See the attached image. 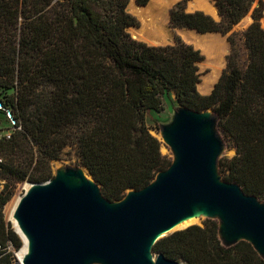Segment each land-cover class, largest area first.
<instances>
[{"label": "trees", "instance_id": "1", "mask_svg": "<svg viewBox=\"0 0 264 264\" xmlns=\"http://www.w3.org/2000/svg\"><path fill=\"white\" fill-rule=\"evenodd\" d=\"M128 1L0 0V114L12 131L0 139V264H11L8 242L22 245L3 215L16 184L50 181V162L67 146L110 201L170 165L146 126L168 93L178 106L218 115L234 149L218 161L222 179L264 199V0H213L218 20L186 12L187 0L169 10L172 28L229 34L225 68L207 95L197 90L200 51L178 36L167 45L133 39ZM249 13L246 29L230 33ZM152 253L181 264H264L247 242L223 247L208 219L159 239Z\"/></svg>", "mask_w": 264, "mask_h": 264}, {"label": "water", "instance_id": "2", "mask_svg": "<svg viewBox=\"0 0 264 264\" xmlns=\"http://www.w3.org/2000/svg\"><path fill=\"white\" fill-rule=\"evenodd\" d=\"M211 2L215 14L204 12L219 19ZM187 6L201 10L196 0ZM218 122L210 110L178 106L159 125L170 165L117 201L106 199L76 164L58 166L50 181L30 183L12 212L26 242L21 264H181L153 254L152 247L199 219L217 222L223 247L244 241L264 260V199L222 179L218 161L226 144Z\"/></svg>", "mask_w": 264, "mask_h": 264}, {"label": "rangeland", "instance_id": "3", "mask_svg": "<svg viewBox=\"0 0 264 264\" xmlns=\"http://www.w3.org/2000/svg\"><path fill=\"white\" fill-rule=\"evenodd\" d=\"M132 1H134L136 5H138L137 0H129L128 5ZM180 1L182 0H176L170 6L166 7L164 11V16L166 20L164 38L162 42H159L157 44H151V45L171 44L173 43L174 37L178 36L182 41H184L187 44L192 45L196 50H199L201 55L203 56V60L197 65L198 73H199V83L197 86V90L201 95H207L211 92L213 86L218 81L223 69L225 68L226 56L229 52V43L227 41V36L229 34L221 35L219 33H214V34L201 35L193 30H187L186 28H172L169 24V10ZM149 2L150 0H147L145 5L143 6H147ZM187 2L185 5L186 12H194V11L204 12L205 11V9L202 7H197L198 9H201V10H189L187 6ZM208 3L212 5L210 1ZM128 5H127V8H128ZM138 6H141V5H138ZM253 7H256V2L253 4L252 8ZM128 13L132 15L137 21V26L129 27L127 29V32L130 35H132L130 29L138 28L140 26V22L133 14H131L130 12ZM211 14L214 15L213 13ZM214 19L218 20L216 18ZM250 22H251V19H250V13H249L237 25H235L232 28L230 33L231 32L241 33L242 31L246 29V27L250 24ZM261 25L264 28V9H263V17L261 19ZM161 101H162V107H163L162 111L159 113L151 111L146 118V126L150 134L159 141H160L159 125L161 123H165L169 121V119L172 116V113L178 107V104L176 103L175 96L173 93H168V94L163 95L161 97ZM8 124L9 123L4 120L3 115L0 114V135L11 134L12 131H11V128H9ZM160 143H161V153L163 155H169V152L166 149V147L163 146L161 141ZM227 144L228 143L226 142V149L222 157L226 156L230 158L234 155V149L228 147ZM76 163H77V158H76L75 148L71 146H67L63 150V153L61 154L60 160L50 162L51 175L54 174L55 169L60 165H74ZM4 183L5 181L0 178V191ZM29 184L30 183L26 181L21 184L17 183L12 198L3 208L4 218L7 222L10 223L11 228L13 230H15V227L13 225V220L11 219V211H13V208L17 200L24 194ZM203 221L204 219H199V220L193 221V224L202 225ZM23 245L24 243L22 242V245L20 246V248H15L11 242L7 243L6 248L4 250L6 253H9L11 255L10 256L11 264H18V253L22 249Z\"/></svg>", "mask_w": 264, "mask_h": 264}, {"label": "bare ground", "instance_id": "4", "mask_svg": "<svg viewBox=\"0 0 264 264\" xmlns=\"http://www.w3.org/2000/svg\"><path fill=\"white\" fill-rule=\"evenodd\" d=\"M175 1L176 0H150L147 6H138L134 1H132L128 5V8L126 10L131 14H133L140 22V26L138 28L130 29L132 35H134L132 37L150 45L162 42L166 28L164 11L166 7L170 6ZM209 1L211 2V0H196V7H202L205 9V11L215 14V9L213 5L208 3ZM206 34H214V33H206ZM12 212L13 211H11V219H12ZM190 223L192 222L183 223L178 227H176L175 229L183 228ZM13 225L15 227V231L17 232V234L24 243L22 249L18 253V264H21L23 255L26 252V242L23 236L21 235V233L19 232L14 220H13Z\"/></svg>", "mask_w": 264, "mask_h": 264}, {"label": "built area", "instance_id": "5", "mask_svg": "<svg viewBox=\"0 0 264 264\" xmlns=\"http://www.w3.org/2000/svg\"><path fill=\"white\" fill-rule=\"evenodd\" d=\"M9 114V113H8ZM7 114V115H8ZM12 123H14L13 121H12ZM3 136H6V138H8L9 137V134H5V135H0V139H1V137H3Z\"/></svg>", "mask_w": 264, "mask_h": 264}]
</instances>
